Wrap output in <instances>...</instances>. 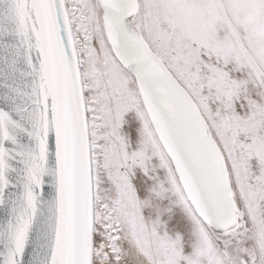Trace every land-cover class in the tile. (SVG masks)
<instances>
[{"label": "snow or ice", "instance_id": "1", "mask_svg": "<svg viewBox=\"0 0 264 264\" xmlns=\"http://www.w3.org/2000/svg\"><path fill=\"white\" fill-rule=\"evenodd\" d=\"M0 264H264V0H0Z\"/></svg>", "mask_w": 264, "mask_h": 264}]
</instances>
